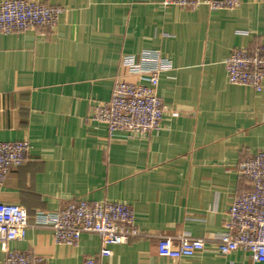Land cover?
<instances>
[{"label":"crops","instance_id":"obj_1","mask_svg":"<svg viewBox=\"0 0 264 264\" xmlns=\"http://www.w3.org/2000/svg\"><path fill=\"white\" fill-rule=\"evenodd\" d=\"M30 1L65 11L54 33L0 35V142L31 146L0 186V204L21 207L29 225L8 248L43 264H83L103 248L109 255L97 264H254L246 252L222 257L213 247L162 258L153 238L103 247L82 234L75 246L55 244L35 222L75 201H109L129 206L148 235L221 233L233 197L249 191L239 162L264 153V90L228 84L223 62L264 44V0L217 12L164 8L162 0ZM143 52L167 66L157 87L166 108L161 129L110 136L87 117L110 99L117 79L140 82L120 61ZM3 257L0 250V264Z\"/></svg>","mask_w":264,"mask_h":264},{"label":"built area","instance_id":"obj_2","mask_svg":"<svg viewBox=\"0 0 264 264\" xmlns=\"http://www.w3.org/2000/svg\"><path fill=\"white\" fill-rule=\"evenodd\" d=\"M161 5L185 10L206 6L217 12L235 10L239 0H162ZM64 11L62 7H47L30 0L0 2V35L20 34L29 29L54 33ZM223 65L228 84L248 87L257 93L264 90V44L253 51L231 52ZM120 67L126 70L125 75L137 76L140 82L130 83L124 77L117 79L110 99L95 104L87 121L104 124L110 136L124 134L144 138L158 132L166 108L157 96V87L159 74L167 66L159 62L157 56L143 52L139 57L122 58ZM30 149L27 141L0 142V186L12 169L23 165ZM237 172L248 184L249 191L233 197L224 230L211 238L145 234L136 227L129 206L109 201H75L53 215L38 213L35 223L52 231L55 244L75 246L82 234L96 235L103 247L123 245L131 239L153 238L156 253L162 258H189L213 247L218 256L243 251L254 264L264 263V153L257 151L248 155L239 162ZM28 226L21 207L0 204V250L4 255L1 264L44 263L38 256L7 246L22 240ZM107 255L109 250L103 248L96 258H86L83 264H97L98 258Z\"/></svg>","mask_w":264,"mask_h":264}]
</instances>
